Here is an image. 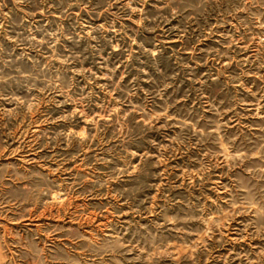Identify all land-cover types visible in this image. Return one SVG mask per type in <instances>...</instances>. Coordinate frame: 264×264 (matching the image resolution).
<instances>
[{"label": "rangeland", "instance_id": "1", "mask_svg": "<svg viewBox=\"0 0 264 264\" xmlns=\"http://www.w3.org/2000/svg\"><path fill=\"white\" fill-rule=\"evenodd\" d=\"M0 264H264V0H0Z\"/></svg>", "mask_w": 264, "mask_h": 264}]
</instances>
